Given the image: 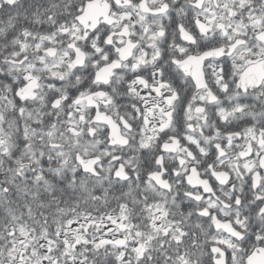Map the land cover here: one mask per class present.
Wrapping results in <instances>:
<instances>
[{
	"label": "snow or ice",
	"instance_id": "snow-or-ice-1",
	"mask_svg": "<svg viewBox=\"0 0 264 264\" xmlns=\"http://www.w3.org/2000/svg\"><path fill=\"white\" fill-rule=\"evenodd\" d=\"M0 264H264V0H0Z\"/></svg>",
	"mask_w": 264,
	"mask_h": 264
}]
</instances>
